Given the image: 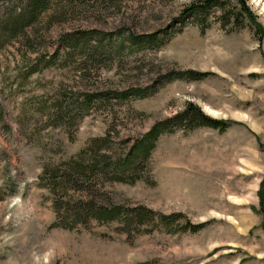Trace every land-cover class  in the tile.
<instances>
[{"label":"rangeland","instance_id":"1","mask_svg":"<svg viewBox=\"0 0 264 264\" xmlns=\"http://www.w3.org/2000/svg\"><path fill=\"white\" fill-rule=\"evenodd\" d=\"M192 1L53 0L24 33L7 22L21 0H0V264H264V0H246L263 34L237 0L227 9L238 21L220 20L218 7L201 28L181 17ZM191 70L205 76H179ZM137 88L143 95L104 96ZM189 102L230 127L164 133L151 175L85 192L155 214L126 225L57 222L44 169L108 131L109 153L124 155ZM188 221L201 228L185 230Z\"/></svg>","mask_w":264,"mask_h":264},{"label":"trees","instance_id":"2","mask_svg":"<svg viewBox=\"0 0 264 264\" xmlns=\"http://www.w3.org/2000/svg\"><path fill=\"white\" fill-rule=\"evenodd\" d=\"M239 3V13L245 17L250 24L255 28L256 32H262V27L257 20V16L252 9L247 5L246 0H237ZM23 6L16 15L8 19V24L11 30L24 31L25 26L32 24L39 14L46 12L51 14L53 0H21ZM228 0H193L182 11V19L191 18L204 28L208 22L210 11L215 8H222L223 13L220 15V20L229 22L231 19L236 22L239 20L238 14L235 11L227 9ZM82 33V32H81ZM261 34V35H262ZM140 37V36H139ZM85 38V34L75 36L66 41L67 46L76 47L77 42ZM181 78L191 80L201 79L205 76L204 72L191 70L187 73H181ZM135 92L137 95H143L144 90L137 88L131 90L107 91L104 96L111 97H128L130 92ZM81 105L89 107L93 101L94 94H87ZM175 123V125L173 124ZM231 125L228 120L218 119L204 113L196 104L189 102L186 109L176 114L175 117H170L156 122L152 128L143 136L135 140V143L126 150L124 155L115 157L109 152L111 133L108 131L105 136L92 139L90 146L83 149L77 156L69 161L62 163L61 166L55 169H44V177L49 178L48 184L51 187L54 196V209L57 216V222L64 227L73 228L78 223L89 224L92 220H122V225L127 223H141L143 219L150 214H155L154 211L146 206L140 207H125L123 205L106 206L100 205L94 196L88 197L85 192L92 191L100 180L101 185L107 182H128L135 183L144 179V174L151 175L150 158L153 150L156 148L159 137L164 133H172L178 128L194 129L199 126H206L221 131L227 130ZM50 170V171H49ZM144 173H141V172ZM49 173L52 175H49ZM48 174V175H47ZM60 180V181H58ZM64 183L63 187L68 188V195L63 196L59 192L57 184ZM72 217L73 220H69ZM83 218V219H81ZM164 224L171 225L177 218L161 215ZM185 230H198L201 227H194L189 221L185 223ZM133 232V231H132ZM131 231H129V234Z\"/></svg>","mask_w":264,"mask_h":264}]
</instances>
